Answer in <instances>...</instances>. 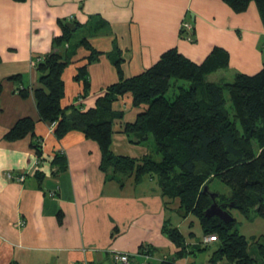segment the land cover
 <instances>
[{
	"label": "crops",
	"instance_id": "crops-1",
	"mask_svg": "<svg viewBox=\"0 0 264 264\" xmlns=\"http://www.w3.org/2000/svg\"><path fill=\"white\" fill-rule=\"evenodd\" d=\"M67 23L76 26L65 44L74 55L62 74L61 103L86 110L119 81L112 55H119L122 74L129 78L146 72L171 47L201 63L220 46L230 53L231 66H253L255 70L242 72H258L264 62L252 64L247 55L264 37L258 6L252 1L238 13L223 0H0V264H111L117 251L142 261L145 243L154 248V264H160L179 251L163 231L171 220L168 208L173 202L178 208L179 201L163 195L156 175H145L140 182L125 176L120 184L101 169L98 142L78 130L58 138L56 123L40 119L38 62L53 50ZM83 37L101 52L88 64L91 86L85 96L75 78L90 54L79 44ZM16 75L20 79L11 78ZM113 109L123 115L115 119L112 151L136 158L154 155L150 141L134 142L123 132L145 106H134L128 92ZM27 116L36 122V136L7 139L9 129ZM36 140L42 145L41 158L32 147ZM58 153L67 159L64 170L54 163ZM21 175L24 180L18 179ZM196 243L187 240L189 248ZM191 255L173 264H196Z\"/></svg>",
	"mask_w": 264,
	"mask_h": 264
},
{
	"label": "trees",
	"instance_id": "trees-1",
	"mask_svg": "<svg viewBox=\"0 0 264 264\" xmlns=\"http://www.w3.org/2000/svg\"><path fill=\"white\" fill-rule=\"evenodd\" d=\"M234 11L245 12L255 1L264 22V0H223ZM73 30L65 26L64 35L56 37L53 50L38 62L42 87L35 90L40 119L56 123L55 134L63 138L68 132L78 130L95 140L102 151L101 169L117 177L124 185L125 176H133L140 182L145 175L158 177L163 195L179 201L177 208L183 217L197 216L203 235H216L217 248L212 252L209 264H264V235L255 237L257 255L251 251L250 241L240 233L233 210H238L250 220L252 214L264 218V63L253 74L237 72L233 82L222 79L209 80V76L230 66V53L215 46L207 57L197 63L182 54L177 47L165 50L158 60L144 73L126 78L122 74L119 55H112L119 73V81L108 86L106 93L97 99L96 106L83 110L72 104L62 106L65 83L62 74L73 58L65 44ZM79 44L90 51L87 64L78 69L75 76L84 87L82 96L89 93L88 64L99 59L101 52L93 48L86 37ZM78 45V44H77ZM20 79L19 75L11 77ZM178 91L173 99L166 95L172 80ZM179 81H187L188 85ZM2 84L0 83V94ZM130 92L133 105L145 106L134 122L123 126L134 142L154 139L153 147L160 158L151 153L141 158L116 155L112 151L115 119L122 112L113 109L119 96ZM23 97L28 95L22 89ZM238 109L235 115L229 107V98ZM36 122L32 117L20 118L6 133L9 140L36 136ZM136 137L137 139H134ZM41 158L42 145L32 143ZM54 163L60 170L67 167L63 154H56ZM219 178L230 187L228 195L219 193L217 201L234 218L225 222L221 218L206 217L205 211L213 200L203 193L206 184ZM164 233L179 247L173 257L160 264H173L188 253L203 251L209 244L202 238L189 248L187 237L178 226L167 219ZM154 255L150 244H142L140 256ZM154 262V260H153Z\"/></svg>",
	"mask_w": 264,
	"mask_h": 264
},
{
	"label": "rangeland",
	"instance_id": "rangeland-1",
	"mask_svg": "<svg viewBox=\"0 0 264 264\" xmlns=\"http://www.w3.org/2000/svg\"><path fill=\"white\" fill-rule=\"evenodd\" d=\"M249 54L250 61H254L256 59H260L261 62H264V37L259 43L258 48L255 50L254 47H252L250 53L247 52V55ZM252 68V69H251ZM254 67L248 68L247 66L243 64H238L236 67L229 66L227 69L219 70L218 72H214L209 76V80L219 82L222 79H225L228 82H233L234 75L237 72H242V70H255ZM260 67H258L259 69ZM256 69V70H258ZM181 84L188 85L187 81H179ZM172 87L170 88V91L167 93V97L169 99H173L175 96V93L178 91V89L175 86V79L172 80ZM227 97L229 98V107L232 112V115H235L236 110H238L235 105L233 104V101L230 100L229 94H227ZM151 142L155 141L153 138H151ZM155 158H160V154L154 153ZM210 190L213 192H220L221 194L228 195L230 191V187L224 183L219 178H215L213 181L210 182ZM172 204V203H171ZM233 215L237 218L239 224L238 228L240 233L244 234L248 240L250 241V247L252 250V253L255 255L257 251V243L255 237H258L259 235L264 234V218L261 216L255 214V212L252 214V218L248 220L245 218V216L240 213L238 210L232 211ZM168 216L171 218V221L173 225L178 226L180 230L183 232V234L187 237V240L189 241H199V238L202 237L203 231H202V225L200 219L190 214L188 217H183L178 209H177V203L173 202L172 205L168 208ZM215 245H208L205 250L203 251H197L196 253H193L192 259L196 262V264L205 263L208 264V261L211 257V254L214 250Z\"/></svg>",
	"mask_w": 264,
	"mask_h": 264
},
{
	"label": "built area",
	"instance_id": "built-area-1",
	"mask_svg": "<svg viewBox=\"0 0 264 264\" xmlns=\"http://www.w3.org/2000/svg\"><path fill=\"white\" fill-rule=\"evenodd\" d=\"M185 27L187 28L186 29L187 31L192 33V27L190 25H186ZM188 39L193 41L194 37L190 35ZM24 178L25 177L23 175L18 177L19 180H24ZM51 195H55V193H51ZM217 240L218 238L216 235H204L202 237V241L204 244H209L210 242L217 241ZM141 257L143 258V260L139 261L137 259H134L133 255L129 252L117 251V252H114L113 261L111 264H154L153 262L154 256L152 254L147 253V251Z\"/></svg>",
	"mask_w": 264,
	"mask_h": 264
},
{
	"label": "water",
	"instance_id": "water-1",
	"mask_svg": "<svg viewBox=\"0 0 264 264\" xmlns=\"http://www.w3.org/2000/svg\"><path fill=\"white\" fill-rule=\"evenodd\" d=\"M68 27L74 30L76 26L73 23H67ZM203 193L208 194L213 202L212 204L206 209L205 216L206 217H214L217 216L224 220L225 222H230L233 220V216L223 208L221 204L218 203L217 198L219 197L218 192H213L210 190L209 185L206 184L203 188Z\"/></svg>",
	"mask_w": 264,
	"mask_h": 264
}]
</instances>
